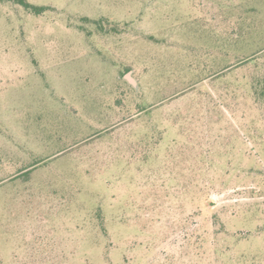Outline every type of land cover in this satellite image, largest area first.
<instances>
[{
	"label": "rangeland",
	"instance_id": "374dc122",
	"mask_svg": "<svg viewBox=\"0 0 264 264\" xmlns=\"http://www.w3.org/2000/svg\"><path fill=\"white\" fill-rule=\"evenodd\" d=\"M27 1L0 0V264H264V0Z\"/></svg>",
	"mask_w": 264,
	"mask_h": 264
},
{
	"label": "trees",
	"instance_id": "16d2710c",
	"mask_svg": "<svg viewBox=\"0 0 264 264\" xmlns=\"http://www.w3.org/2000/svg\"><path fill=\"white\" fill-rule=\"evenodd\" d=\"M17 1L21 3L23 6H25L26 8L36 13H40L45 8L44 6H37L32 3H29L27 0H17Z\"/></svg>",
	"mask_w": 264,
	"mask_h": 264
},
{
	"label": "water",
	"instance_id": "95a60500",
	"mask_svg": "<svg viewBox=\"0 0 264 264\" xmlns=\"http://www.w3.org/2000/svg\"><path fill=\"white\" fill-rule=\"evenodd\" d=\"M129 79H131V78H129ZM131 81H133L132 79H131ZM134 82V81H133Z\"/></svg>",
	"mask_w": 264,
	"mask_h": 264
}]
</instances>
